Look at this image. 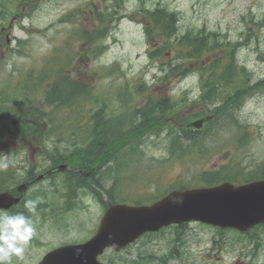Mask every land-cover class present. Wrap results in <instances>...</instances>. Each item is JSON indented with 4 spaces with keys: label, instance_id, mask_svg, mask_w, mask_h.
I'll return each instance as SVG.
<instances>
[{
    "label": "rangeland",
    "instance_id": "obj_1",
    "mask_svg": "<svg viewBox=\"0 0 264 264\" xmlns=\"http://www.w3.org/2000/svg\"><path fill=\"white\" fill-rule=\"evenodd\" d=\"M25 2L21 10V3ZM17 3L18 7L17 4L14 7V3L8 2L10 10L17 8L0 19V22L7 24L10 16L21 10L10 29L9 42H5L4 35L0 40V90L12 97H23L26 102L29 97L39 103L55 75L62 76L64 71L68 76L91 85L83 107L80 103L75 106V111L67 108L56 111L55 116L61 125L55 126V132L51 135L48 146L51 153L71 150L70 147L66 148L70 141L68 135L71 136L69 124H66L68 121L73 122L81 115L82 120L87 119L88 113L95 109L92 107L96 100L94 104L91 102L95 97L97 101L99 98L100 101L110 102L112 110L115 109L118 105L114 96L124 88L134 95V106H140L147 96L173 97L174 100L184 96V104L187 105L184 113H194L200 109L209 111L213 105L199 101L200 76L197 67L219 63L218 58L223 52L229 54L227 47L230 41L244 42L243 46L233 50L237 64L244 66L248 73L246 78L249 85L264 78V63L261 61L264 60V0H18ZM157 5H165L178 13V34L187 29H204L211 31L208 35H213L209 38L210 48L188 63L189 69L183 76L171 74L166 77L164 70L160 71V61L168 62L174 57L177 51L175 47L155 59L149 57V52L162 47L164 40L157 32L150 36L146 34L144 25L148 22L143 8L152 9ZM110 11L114 13L112 19L106 22L108 31L90 45L97 47L98 53L86 52L88 45L81 36L82 30L92 33L95 23H101L97 15L105 14L108 19ZM222 44L226 47L223 48ZM217 70L225 71V68L220 66ZM142 84L145 85L142 86L143 90L136 93ZM41 107L44 111L48 110L47 106ZM228 109L231 115L220 118V123L214 122L209 126L210 130L202 134L204 150L196 146L182 156L170 155L169 138L174 129L170 128L168 132L167 128L171 122H167L158 135H150L141 147L144 151L143 164L148 163L150 168L140 167L131 179L126 180V187L119 192V196L130 197L128 199L131 200L135 198V187L139 193L150 188L149 196L146 195L150 199L162 195L170 185L178 184L179 179H185L187 185H191L199 179L200 172L218 170L222 165H228V173L237 181H242L246 172L255 170L253 167L264 159V92L254 91L243 105L236 107L231 104ZM81 123L84 124L80 120ZM242 124L248 126V141L238 148L234 143L238 142L240 131L244 129H238ZM4 139V146L18 153L14 158L15 164L21 163L22 155L32 146L26 142L23 143L25 148H20L22 144L19 141H10L7 136ZM34 154L37 155L36 152ZM9 158H12L11 155L0 152V165L7 163ZM160 161L163 164H159ZM15 164L8 165L13 168L0 167L5 177L11 175L15 180L22 177L24 171L17 169ZM240 169L244 173L237 175ZM141 170L145 174L150 173L151 183H142L146 175L141 178ZM100 177L108 189L112 185V178ZM59 178H49L35 184L27 191L28 195L35 197L40 194L50 200L55 198L53 202L57 201L56 206H60L59 192L51 184L53 181L59 182ZM41 211L46 214L35 215L36 235L26 249L24 258L14 257L13 264H34L47 250L90 236L103 209L86 190L80 192L74 208L64 211L57 218L53 217L50 208H42ZM183 226H168L160 233L142 235L117 254L106 250L99 259L105 264L115 257L118 259H113L112 264H163L157 257L165 258L170 252L178 251L180 257L168 259L165 264H264V236L259 240L257 251L249 240L241 235L234 236L230 229L224 228L219 233L214 226L193 221Z\"/></svg>",
    "mask_w": 264,
    "mask_h": 264
},
{
    "label": "trees",
    "instance_id": "obj_2",
    "mask_svg": "<svg viewBox=\"0 0 264 264\" xmlns=\"http://www.w3.org/2000/svg\"><path fill=\"white\" fill-rule=\"evenodd\" d=\"M17 1L18 0H0V19H3L13 11V9H9L10 6L8 2L11 4L14 3L15 5ZM143 10V15L146 16L148 22L144 25L146 34L150 36L152 33L157 32L158 35L165 37L163 46L149 52V56L159 57L164 51L171 50L175 43L181 47L185 45L190 48L192 46V30L185 31L183 35L179 36V40L174 37V33H177L178 30L176 23L177 13L168 9L165 5H157L152 9L143 8ZM112 12L114 13V11L108 12V19L102 15H97L102 23L99 29L92 30V33L84 29L82 30L81 35L88 45L86 52H90L91 54L98 53L97 47L92 48L90 45L106 34L108 31L106 22L112 19ZM170 37H174V40L169 41ZM161 48H163V50H161ZM187 53L191 55L192 51H187ZM175 59L176 58H173L170 59L171 61L160 63L161 70H165L168 64L175 65L173 67L168 66L169 70L165 75L166 77L171 74H180L183 76L186 70H188L187 61L176 63L173 62ZM55 76L56 78L50 82L49 88L45 90L42 97L43 99L39 102V105L34 106L30 100L26 102L25 99L22 103L21 101H12L11 113H14L16 117L18 116V119L20 117V123L17 124L15 122L11 124V130L39 134L46 138L45 134L55 130V124H57L53 112L59 111L65 108V106L71 111H75V106L80 103L83 106L85 99L90 94L91 85L74 79L66 73L62 76L58 74ZM228 78L229 76L225 77L224 75L213 74L208 68H204L203 71L200 72V101L212 102L217 100L216 102H218L216 103L218 106L211 111L200 109L194 113H184V110L187 108V105L184 104L186 100L184 96L179 100H174L173 97H149L143 105L136 108L132 107L127 99L123 100L120 94L117 93L116 101L119 102V107L113 110L110 106V102L103 100L98 103L95 97L94 100L91 101L94 104L96 100L97 103L92 107L95 109L88 113L87 120L84 124L81 123L80 125V120L78 121V119H76V122L70 123L73 125L70 127L69 133L71 137L70 141L66 144V148L70 147L71 150L64 152V154L60 156V158L66 157L67 159L64 161L68 162L71 166L89 172L88 179L80 173L73 176L72 179L67 178L63 184L68 185V193L74 196V194H76V189L80 187L87 188L96 194L102 206L105 207V201L101 192L97 189L99 188L110 199L112 198V200H115V187L126 179L122 174V169H120L118 163H115L114 166L108 165L101 171V167L98 165L112 160L114 158V153L120 150H123V153L128 156L134 149H137V145H134V142L137 140L132 136L130 138L128 133H157L161 127L166 125L167 118L183 125V127L180 128H173L172 125L167 128L168 132L170 128L174 129V132L170 136V152L172 154L179 152L180 156H182L185 151L191 150L192 147L196 146L201 150L204 142L202 134L207 133L210 130L209 126L217 122L218 118L216 114L225 115L227 113L226 108L228 106V101L232 99L236 100V98L241 95L244 83L242 84V82H239L240 86L232 88L231 90H226V88H228L226 86H229V83H227ZM230 84L232 85V83ZM107 98L108 97H106V99ZM17 105H23L26 110L21 111ZM6 106L7 105H0V110H2V108H10ZM41 106H47L48 110L44 111ZM124 106L127 107L126 110H122ZM206 113H212L213 119L207 121L201 129L195 130L186 126L190 118L200 117ZM227 114L229 115V113ZM47 123L49 125L47 128L48 130H43V126ZM58 125H61V123H58ZM207 127H209V129ZM69 174L70 173H68V175ZM100 175L112 178L110 189L104 187ZM219 175V171L204 172L202 173V176H204L202 180L206 183H213L217 181ZM156 197H153V199ZM138 199L136 203H144L150 200L147 199L146 194L140 195ZM180 226L182 225H178L177 227ZM220 232L221 231H219V233ZM169 256L171 257L173 255ZM169 256L165 259H168ZM176 257L179 256L176 255ZM162 261L163 263L166 262V260Z\"/></svg>",
    "mask_w": 264,
    "mask_h": 264
},
{
    "label": "water",
    "instance_id": "obj_3",
    "mask_svg": "<svg viewBox=\"0 0 264 264\" xmlns=\"http://www.w3.org/2000/svg\"><path fill=\"white\" fill-rule=\"evenodd\" d=\"M206 119L208 117L190 124L198 128ZM65 166L52 168L46 174ZM24 188L25 185L21 190ZM18 200L0 193V207ZM192 219L240 230L263 221L264 181L237 187L225 182L212 187L174 190L150 205L109 203L91 238L80 244L53 249L38 264H101L96 257L105 247L118 250L143 232Z\"/></svg>",
    "mask_w": 264,
    "mask_h": 264
},
{
    "label": "clouds",
    "instance_id": "obj_4",
    "mask_svg": "<svg viewBox=\"0 0 264 264\" xmlns=\"http://www.w3.org/2000/svg\"><path fill=\"white\" fill-rule=\"evenodd\" d=\"M0 167L7 168L8 164L4 163ZM42 202L39 197L28 199L24 202V208L28 213L34 215L38 205ZM36 231L31 217L26 216L23 212L0 213V264H13L14 257L23 259Z\"/></svg>",
    "mask_w": 264,
    "mask_h": 264
},
{
    "label": "flooded vegetation",
    "instance_id": "obj_5",
    "mask_svg": "<svg viewBox=\"0 0 264 264\" xmlns=\"http://www.w3.org/2000/svg\"><path fill=\"white\" fill-rule=\"evenodd\" d=\"M7 155H11L12 158H9V161L8 163H14L15 164V161H14V158H16V156L18 155L17 153H14L13 149H3ZM8 153H11V154H8ZM27 160V164H32V163H35L36 162V159L34 158V150L31 149V152H27L25 155H22V159H21V162H24ZM16 165V164H15ZM37 170V166L35 165L34 167V171Z\"/></svg>",
    "mask_w": 264,
    "mask_h": 264
}]
</instances>
